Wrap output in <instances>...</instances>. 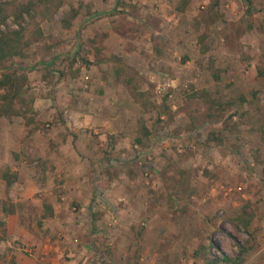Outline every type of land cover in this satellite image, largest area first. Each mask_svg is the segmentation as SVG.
Listing matches in <instances>:
<instances>
[{
	"label": "rangeland",
	"instance_id": "rangeland-1",
	"mask_svg": "<svg viewBox=\"0 0 264 264\" xmlns=\"http://www.w3.org/2000/svg\"><path fill=\"white\" fill-rule=\"evenodd\" d=\"M250 1L0 0L31 102L0 118V264H244L264 244Z\"/></svg>",
	"mask_w": 264,
	"mask_h": 264
},
{
	"label": "trees",
	"instance_id": "trees-1",
	"mask_svg": "<svg viewBox=\"0 0 264 264\" xmlns=\"http://www.w3.org/2000/svg\"><path fill=\"white\" fill-rule=\"evenodd\" d=\"M246 13L252 14V3L250 0H246ZM21 12L17 16H20ZM99 15V14H96ZM7 18L6 7L4 3H0V24H2ZM22 35L18 31H6L0 34V118L11 117H26L27 109L31 102L26 100L23 96V88L26 82V76L24 75V68L17 66L16 69L22 71L21 74H16L14 70H11L14 63L12 59L15 57H21L22 54ZM10 63V64H8ZM43 66L49 68L50 63H43ZM30 69V68H29ZM259 76H264V69H259ZM215 115V112L209 114L211 118ZM144 133L149 134L147 130ZM137 141H140L137 139ZM2 177L6 178L4 174ZM14 178V176H12ZM11 183L10 180L8 182Z\"/></svg>",
	"mask_w": 264,
	"mask_h": 264
},
{
	"label": "crops",
	"instance_id": "crops-1",
	"mask_svg": "<svg viewBox=\"0 0 264 264\" xmlns=\"http://www.w3.org/2000/svg\"><path fill=\"white\" fill-rule=\"evenodd\" d=\"M259 226H260V227H258V231H260L262 234H264V224L261 222V224H260ZM255 229H256V228H255ZM256 233H257V232H256ZM213 236H215L214 239H213V241L217 240V237H218V239H220V238H219V236H220L219 232H214ZM222 236H223V235H222ZM254 236L256 237V235H254ZM257 236H258L257 238H260V237H259V234H258ZM222 240H223V239H222ZM223 241H225V240H223ZM215 242H216V241H215ZM252 242H253V241H252ZM258 243H259V242H255L254 244L251 243V244H252L251 246L253 247V249H255V251H254V252H250V253L245 257V259H243V260H244V264H258L259 261H261L260 264H264V261H263V258H264V257H262L261 260H260V257H261L262 255L259 254L260 252H264V244L258 246V245H259Z\"/></svg>",
	"mask_w": 264,
	"mask_h": 264
}]
</instances>
